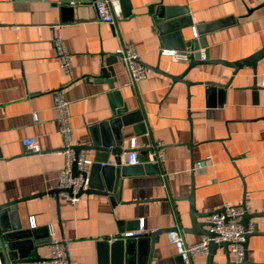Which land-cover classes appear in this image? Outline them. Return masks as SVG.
I'll return each mask as SVG.
<instances>
[{"label":"crops","instance_id":"1","mask_svg":"<svg viewBox=\"0 0 264 264\" xmlns=\"http://www.w3.org/2000/svg\"><path fill=\"white\" fill-rule=\"evenodd\" d=\"M71 1L0 0V204L19 200L0 209V244L6 245L1 228L16 212L22 230L35 231L30 240L41 258L50 254L51 226L69 264H98V240L120 238L142 221L152 236L134 244L124 264H183L166 232L178 225L187 243L203 236L188 229L191 193L200 222L225 204L264 214V57L237 69L218 62L264 46V0H118L113 24L100 21L94 0ZM54 34L69 53V73L59 66ZM193 39L201 40L204 63L189 67V59L160 53L189 52ZM120 44H131L147 68L134 87L114 54ZM57 91L69 101L73 146L88 142L90 126L116 119L110 129L123 136L118 158L134 148L141 163H156L153 146L161 144L156 171L121 178L114 194H81L75 203L59 197ZM25 137L36 138L40 151L26 150ZM82 152L94 160L93 150ZM115 159L108 153V161ZM250 224L257 233L248 238V259L264 264V215ZM229 259L217 247L211 264H233ZM192 264H208L207 256Z\"/></svg>","mask_w":264,"mask_h":264},{"label":"built area","instance_id":"2","mask_svg":"<svg viewBox=\"0 0 264 264\" xmlns=\"http://www.w3.org/2000/svg\"><path fill=\"white\" fill-rule=\"evenodd\" d=\"M118 0H94L93 7L97 13L98 18L102 22L113 24L115 16L119 14ZM74 4L75 1L70 2ZM195 34V33H194ZM197 38V34L194 35ZM53 48L55 50L56 57L59 62L60 68L65 72H70V59L69 53L66 49L63 39L54 34L51 38ZM197 51L200 54V60H206V57L199 48ZM194 52L177 51L173 49H162L160 53L171 56L176 61L186 62L190 55ZM115 56H117L125 65L129 75V85L134 87L139 80L145 77L147 68L141 61L140 54L134 49L131 44H120L114 50ZM54 108L56 111V118L59 125V132L62 137V148L60 153L64 157L63 166L58 175V195L72 203L78 200V193L80 190H86L88 188V177H83L80 173L72 175V164L75 161L76 167L80 172H88L93 161L87 158L82 151L79 152L77 158L74 157L73 145L71 143V126L69 122L70 111L69 101L63 96L60 91L54 93ZM134 142H131V147H134ZM22 146L32 152H39L40 146L38 141L34 137H25L21 139ZM164 159V150L161 144H154L151 161L161 163ZM108 164H114L112 161H107ZM124 165H134L141 163L139 159V153L134 148L128 149L121 161ZM101 162V165H104ZM198 167L202 166V163L197 164ZM67 189H70L69 193ZM244 213V209L241 206H234L225 204L221 209L212 213L207 221L211 224L209 230L215 234L213 240L215 242L228 241L230 242V252L233 255V264H241L244 256V249L242 242L244 240V230L240 224L241 216ZM30 225L34 226V219L30 217ZM248 230H252L250 224ZM145 232L143 222L141 221L137 229L125 231L120 237L138 238ZM50 254L47 258L42 260H33L28 264H68V258L66 248L62 240L55 237V232L50 226ZM167 239L175 246L177 255L181 258L183 264H192V258L195 256H206L208 254L209 238L202 236L200 240L187 243L184 240L181 228L176 225L170 228L166 232ZM0 264H3V258L0 254Z\"/></svg>","mask_w":264,"mask_h":264},{"label":"water","instance_id":"3","mask_svg":"<svg viewBox=\"0 0 264 264\" xmlns=\"http://www.w3.org/2000/svg\"><path fill=\"white\" fill-rule=\"evenodd\" d=\"M124 1V0H120ZM186 24L191 25V20L189 17L186 16L185 18ZM162 31L163 27H158ZM201 42V40H200ZM200 42L196 40H192V50L194 52L189 57V67L194 66L195 64L204 63L206 60H200V54L197 49L200 46ZM178 47L180 49H185V43L182 39L178 41ZM264 57V46L261 47L259 50L253 52L250 56L246 58H242L236 60L234 62H225L224 60H218L221 63H229L231 64L234 69H237L243 64L250 63L255 65V62L258 61L260 58ZM159 70V69H158ZM161 71V70H159ZM167 74V73H166ZM169 77L174 79H179L181 76L167 74ZM181 79V78H180ZM123 121V120H122ZM117 122L116 119H110L103 122H98L89 127V139L87 143L74 145V157L77 158L78 154L82 150H93L95 152V157L93 163L90 166V172H80L77 167L75 161L72 164V175L81 174L83 177H88V188L86 190H80L77 194L80 196L81 194H105L110 195L114 194L116 186L121 182V178L142 174L143 172H155L156 171V163H138L134 165H124L121 163V159L118 157L122 152V145H123V136L120 131H111L110 127H114V124ZM112 127V128H113ZM128 151V150H126ZM112 153L115 155L114 164H108V153ZM101 162H104V165H101ZM70 193L71 190L67 189ZM59 192V190H57ZM41 193H36L31 196H27L22 199H28L30 197H36L42 195ZM188 201H190V211H189V218H190V226L188 227L189 231L197 232L209 238L208 244V254L207 262L211 264L212 262V255L214 254L217 247H223L229 259V246L230 242L228 241H221L215 242L213 240L215 234L209 230L211 224L206 222L198 221L200 218V213L196 211L195 205L193 202V196H188ZM19 200H13L7 203L0 204V209L8 205H16ZM244 209V213L241 216L240 224L244 230V240L242 242L243 249H244V256L241 264H258L252 262L248 259L246 247L248 238L257 233L256 225H252V230L249 231V220L252 217H258L264 215L262 213H249L246 210L245 204L240 205ZM216 211V210H215ZM215 211L206 212L204 215L207 219L208 217L214 213ZM4 212L1 211L0 214ZM264 213V212H263ZM11 219V225L6 228H1L2 237L6 241V245L4 246L2 243L0 244L1 255L3 258V262L5 264H10L11 262L16 263L20 259H28L29 262L33 260H42L45 258H41L36 248L33 246L32 241L30 240L31 236H35V231L32 229H24L22 230L20 223L18 222L17 213L10 212L9 213ZM185 231V230H184ZM151 237L152 234H145L143 233L138 238L127 237V238H115L108 241V239H101L98 240L96 243L97 250H98V264H124L126 263L129 258L133 257L134 251V244H139L143 237ZM39 244V243H37ZM36 244V245H37ZM34 250V256H30V252ZM29 257V258H28ZM180 258V257H179ZM229 263H233L229 259ZM69 264V262H68Z\"/></svg>","mask_w":264,"mask_h":264}]
</instances>
